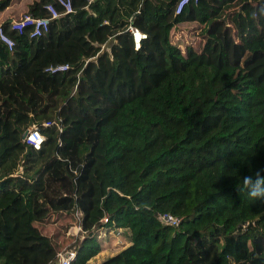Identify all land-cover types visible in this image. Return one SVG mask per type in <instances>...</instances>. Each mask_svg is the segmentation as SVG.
<instances>
[{
	"label": "trees",
	"instance_id": "1",
	"mask_svg": "<svg viewBox=\"0 0 264 264\" xmlns=\"http://www.w3.org/2000/svg\"><path fill=\"white\" fill-rule=\"evenodd\" d=\"M178 1L72 0L37 37L10 23L55 0H0V264H58L39 224L76 212L71 264H264V202L236 191L264 169V0Z\"/></svg>",
	"mask_w": 264,
	"mask_h": 264
},
{
	"label": "built area",
	"instance_id": "2",
	"mask_svg": "<svg viewBox=\"0 0 264 264\" xmlns=\"http://www.w3.org/2000/svg\"><path fill=\"white\" fill-rule=\"evenodd\" d=\"M91 1V0H87ZM192 0H179L175 7V14L179 15L182 11L189 5ZM196 1V0H195ZM57 5H59V10L56 5L53 3L48 4L45 9L47 11V17H35L30 14L25 15L20 20H14L10 23V30L15 31L19 34H22L24 30L30 29L32 32V36L40 37L48 32L51 21L59 19L61 16L72 14L74 12L72 0H55ZM135 50L139 49L141 40L145 39L146 36L139 32L136 28L129 27ZM0 42L3 43L8 50H12L14 47L13 40L4 32L3 28L0 26ZM68 69V66H60L57 68H50L51 72L55 71H65ZM47 126V124H46ZM23 141L30 146L32 149L38 151L42 147L45 138L40 133L37 127L33 126L26 130V136ZM75 217L77 219V223L74 225L77 234L82 238L85 236L86 232H84L81 228V213L76 212ZM160 221L164 224L176 227L179 225V220L172 217L168 214H163L159 216ZM108 220L107 217H104L102 223H106ZM58 264H71V261L75 257L74 250H66L63 253L58 254Z\"/></svg>",
	"mask_w": 264,
	"mask_h": 264
},
{
	"label": "rangeland",
	"instance_id": "3",
	"mask_svg": "<svg viewBox=\"0 0 264 264\" xmlns=\"http://www.w3.org/2000/svg\"><path fill=\"white\" fill-rule=\"evenodd\" d=\"M175 38L178 39L179 35L176 34ZM176 43L183 46V40L181 41V39L176 41ZM109 47L110 43H107L105 47H103V49L108 51ZM33 126L35 125L29 126L28 129ZM22 142H24L23 139ZM7 164V166H5L4 168H7L10 173L14 170V176L21 175V167H19L17 170L15 169V166H13L12 162H8ZM39 227L41 231L48 235L52 239L53 243L61 249L59 253H63V251L66 250H74V248L78 244L77 242L81 241V238L77 234L74 225L70 224L66 215L52 214L48 220L39 224ZM128 234L129 233L127 231H121L118 233H98L97 238L99 239V242L102 246L103 253L97 258V260H100L106 255L113 254L123 249L128 243Z\"/></svg>",
	"mask_w": 264,
	"mask_h": 264
},
{
	"label": "clouds",
	"instance_id": "4",
	"mask_svg": "<svg viewBox=\"0 0 264 264\" xmlns=\"http://www.w3.org/2000/svg\"><path fill=\"white\" fill-rule=\"evenodd\" d=\"M264 169H258L253 175L243 176L241 183L237 185L236 191L247 196L251 201L264 202Z\"/></svg>",
	"mask_w": 264,
	"mask_h": 264
},
{
	"label": "water",
	"instance_id": "5",
	"mask_svg": "<svg viewBox=\"0 0 264 264\" xmlns=\"http://www.w3.org/2000/svg\"><path fill=\"white\" fill-rule=\"evenodd\" d=\"M25 136H26V132L24 133V135H23L22 139H24V138H25Z\"/></svg>",
	"mask_w": 264,
	"mask_h": 264
}]
</instances>
